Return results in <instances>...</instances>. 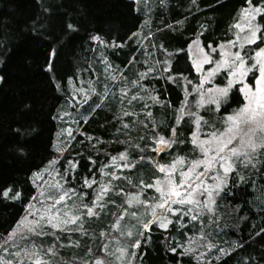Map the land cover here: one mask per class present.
I'll return each instance as SVG.
<instances>
[{
  "label": "trees",
  "instance_id": "1",
  "mask_svg": "<svg viewBox=\"0 0 264 264\" xmlns=\"http://www.w3.org/2000/svg\"><path fill=\"white\" fill-rule=\"evenodd\" d=\"M248 2L0 0V257L14 258L18 246L5 240L37 198L38 175L56 164L68 176L65 209L78 219L68 226L76 227L72 232L50 228L33 238L52 264H95L97 258L114 264H264V160L255 168L238 166L213 212L195 221L181 213L168 229L152 224L130 239L113 226L118 219L129 223L132 197L158 196L161 171L155 163L169 162L166 153L156 159L158 137L173 139L176 129L178 142L165 148L187 163L200 157L191 143L197 117L208 134L222 130L221 117L243 104L236 88L218 111L198 107L193 85L199 77L188 49L197 38L208 52L234 39L235 16ZM251 2L261 6L264 0ZM260 20L264 30V14ZM67 108L78 120L70 128L63 125ZM189 109L196 115L190 117ZM62 137L72 139L63 152ZM85 179L95 182L88 187ZM102 185L108 190L97 200ZM84 204L96 214L86 215ZM124 239L129 247L121 261L117 249L123 245L116 243ZM135 240L138 247L131 246ZM105 245L112 255L105 254ZM49 247L57 255L47 253Z\"/></svg>",
  "mask_w": 264,
  "mask_h": 264
},
{
  "label": "snow or ice",
  "instance_id": "2",
  "mask_svg": "<svg viewBox=\"0 0 264 264\" xmlns=\"http://www.w3.org/2000/svg\"><path fill=\"white\" fill-rule=\"evenodd\" d=\"M251 2V0H249ZM195 3V0H193ZM245 17H250L251 20L255 19L254 13H264V7H253L251 11L245 8L243 10ZM67 27L69 29L74 30V25L68 24ZM236 27H241L240 24H237ZM249 30L250 34L245 37L247 43L252 44L256 43L257 40L260 43H264V30H262L260 24H254L249 22ZM135 35V34H133ZM94 41H100L103 43L104 41L98 35H93L91 37ZM229 44H233V41H229ZM223 48V46H221ZM258 51H256L254 57H249L248 59H252L255 62L252 64H247L244 56L241 55V52L237 51L235 53H227L224 52L223 55L227 57L228 55H233V60H228L227 58L223 59L220 62H217L216 68L212 69L209 72V77L213 76L216 72H218L221 68L227 69V76L230 77L227 82L226 87H217L216 89H209L210 93H215L209 99V103L215 105V109H209V111H218L222 103H228L229 92L233 88L234 85H238L239 93L243 94V100L246 103H243L242 107L234 109L231 114H229L226 118L221 117L223 123V130L215 129L211 133L206 134L208 139L199 140V137L193 133V139L191 143L199 148L203 155V159L197 158L191 161V166L188 168V171H180V180L177 183L171 176V173L175 171L176 164L183 163L184 157L177 156L168 168V175L166 177V186H161V181L158 179L156 181V191L160 193L159 199L151 208V216L152 220H147L142 222L141 226L143 229L148 230L150 224L153 222L158 223L159 227L162 229H167L169 224L172 221L168 218L166 213H177L181 212L182 208H172V204H177L180 206L190 205L187 207L186 211H183L182 214L185 216H189L191 220L195 221L199 218L200 215L203 214L204 209H207L209 213L213 212L212 205L215 203L213 196L218 195L220 191L223 190V187L227 185L230 174L237 171L238 166H243L245 168L252 167L255 168L256 162L260 160H264V47H260L257 44ZM215 51V49H213ZM205 60L210 61L211 58L205 55ZM49 67H51L49 65ZM197 71H201V66L199 64L196 65ZM252 73V79L254 84L246 81V77ZM258 73V74H257ZM144 75L143 73L141 74ZM2 79V78H0ZM199 90V89H198ZM132 99H136V97H132ZM205 101L203 99V93H201V99L198 101L197 106H201ZM185 109L181 108L180 112L184 113ZM227 111V108L224 109ZM124 115H130L128 112H125ZM151 115V113H149ZM188 115L194 116L195 113H192L191 110H188ZM180 117H177L179 119ZM203 120V117H197L195 123L197 128H200V121ZM207 124V121H204ZM242 125L247 126V130L241 127ZM209 127H213V125H208ZM127 128V125H124ZM173 139H165V137L160 136L157 139V143L159 145H164L166 147H170L172 144L177 143L176 137V129H172ZM238 140V144H235ZM121 159H127V155L125 153H121ZM116 159L115 157L113 158ZM200 165L204 166L203 172H196L195 169ZM218 166V167H217ZM75 167V165H73ZM124 167H131V164H125ZM158 168L161 172L166 171V166L158 165ZM209 170L215 172L213 179L216 181L214 185L208 186L205 184V181L201 179L205 176ZM195 176V180H192L191 177ZM241 180L244 179L243 176L240 177ZM198 181V183H197ZM95 181H89L85 179V186L90 187L92 183ZM140 183L144 184L146 188H152L154 185L146 184L143 180ZM187 185V187H185ZM203 186V191L200 195H206V199L202 202L197 199L194 195L196 189L201 188ZM108 190L107 185H102L100 192L97 194V200L102 198V194ZM10 190H5L3 195L5 197L8 196ZM43 195V193H41ZM15 196L18 197L19 193H15ZM67 196V191L65 190L63 194L59 195L58 199H55V203L58 204L61 201L65 200ZM52 198V197H49ZM35 199V197L33 198ZM129 204L132 203L131 200L127 201ZM141 203H147V201H142ZM93 206H95V201L92 202ZM54 206V205H53ZM33 205H29V208H33ZM84 208L87 209L86 215L93 216L96 213L93 212V207H89L87 204L83 205ZM160 208L163 211L159 214L156 212V208ZM100 208H103V204L100 205ZM195 209V214H193ZM39 211V210H37ZM126 211V210H124ZM59 210L56 213H52L51 209L48 210L49 219L46 221L48 225L53 228H60L61 231L64 229L61 228V223H75L78 217L76 215H72L69 219H65L59 222H53L58 217ZM30 215H36V213L30 212ZM68 213H65L67 216ZM131 216L133 218L137 217L136 212H132ZM26 219V217L24 218ZM44 220V215H40L39 219L34 220L32 225L28 227V232L34 235H45L44 228L41 225V221ZM22 223V222H21ZM138 223L140 221L138 220ZM121 234H125V229L128 228L127 225L121 226L119 219L116 224L113 225ZM20 228V224L17 225L16 228H13L9 233L8 237L5 240V243L11 241L14 246H18L16 244L17 236L20 240H25L26 237L21 233L18 234L17 229ZM131 231L127 232V235L131 236ZM138 235L143 236V232H139ZM140 245L139 240H135L132 247H138ZM212 245H209L211 247ZM108 245L104 246L105 254L112 255V253L107 252ZM7 249H5L6 251ZM90 251V250H89ZM120 253L118 259L123 260V256L125 253V249L120 248L117 249ZM175 251V249H172ZM190 251V250H186ZM23 255H21V251H17L13 254L14 259H4L0 258V264H25V259H27L30 264H52L51 259H44L41 253L37 250V246L33 244L31 248L25 247L23 250ZM47 253H51L52 256L57 255L52 247L47 249ZM75 259V258H73ZM84 264H88L87 261ZM95 264H114V262L103 260L97 258L95 260ZM129 264L131 262L129 261Z\"/></svg>",
  "mask_w": 264,
  "mask_h": 264
},
{
  "label": "rangeland",
  "instance_id": "3",
  "mask_svg": "<svg viewBox=\"0 0 264 264\" xmlns=\"http://www.w3.org/2000/svg\"><path fill=\"white\" fill-rule=\"evenodd\" d=\"M138 11L140 12V7L138 6V4L136 5ZM253 7H264V3L263 5L259 6V5H255L252 4V2H248V5H246L245 7H241L237 14H236V20H234V25H233V36L234 39L230 40L234 42L233 44H229L228 42H222L219 47H217L215 49V51L208 52L206 50V48L204 47L202 41L200 38L195 39L189 49H188V53H189V58L190 61L194 67V70L196 72V74L199 77V82L196 83L195 85H193V87L195 88V93L198 94V101H200L201 99V93H203V99L205 101L204 104H202L201 106H199L200 108L206 106V105H212L211 103H209V99L212 95H214L215 93H210L208 90L209 89H216L217 87H226L227 86V82L228 79H230V77L227 76V69L225 68H221L218 72H216L213 76L209 77V72L216 68V64L217 62L222 61L223 59L227 58L228 60H233L234 56L233 55H228L227 57H225L223 55L224 52H227L229 54L231 53H235L237 51L241 52V55L245 57L247 64H252L255 61L252 59H248L249 57H254L256 51H258V48H254V45H256V43L259 42V40L256 41V43H252L249 44L246 42L245 37L248 36L250 34V30H249V22L254 23V24H260L261 28L263 27V24L260 20V16L264 13H254L253 15L255 16L254 20H251L250 17H245L244 16V12L243 10L245 8L249 9V11H251V9ZM237 24H240L241 27H236ZM221 46H223V48H221ZM264 47V46H263ZM207 54V56H209L211 58L210 61H206L205 60V55ZM217 55V56H216ZM199 64L201 66V71H197L196 65ZM258 74V73H257ZM246 81L249 83L254 84V81L252 79V73H249V75L246 77ZM238 85H234L233 88L230 90L229 95L231 94V92L233 90H235L236 88L238 89ZM199 89V90H198ZM242 98H243V94L240 93ZM243 103H246V101H244ZM215 108V105H212ZM243 106V104L241 105V107ZM222 107V104L220 106V108ZM66 113L68 116L66 118V120H64L65 124H63L66 128H70L72 126H76L78 123V120L73 117L71 118L72 112L69 110V108H67L64 112H62V114ZM202 125V124H200ZM244 131L247 130V126L246 125H242L241 126ZM65 128V129H66ZM195 134L197 137H199V140H205L208 139V136L206 134H204L203 132V126H200V128L198 129L197 126L195 127ZM223 130V129H222ZM206 132V131H205ZM68 137H62L59 139V143H58V149L60 151H65L68 147H70L71 145V141L72 139H69ZM235 144H238V140L236 142H234ZM156 148V147H155ZM168 148V147H167ZM199 150V148H198ZM166 153V159L169 161L168 163H163V162H158L155 163L156 165H164L166 166V171L165 172H161V176H158V179L161 181V186L164 187L166 186V177L168 175V168L167 166H170L173 162V160L175 159L176 154H172V153H167V151L163 152ZM162 153V154H163ZM161 154V155H162ZM199 155L201 159H203V155L201 153V151L199 150ZM74 160L71 159V163L68 164V169L73 172L72 167L73 165H75V163H73ZM191 166V161L187 162V163H182V165H180V163L178 162L176 164V168L175 171H173L171 173L172 178L179 183L180 180V171H188V168ZM76 167V166H75ZM73 167V169L75 168ZM218 167V166H217ZM160 171V170H159ZM195 171L198 172H203L204 171V166L200 165L198 168L195 169ZM67 173L66 172H61L59 165H53L49 170L47 169L46 172L41 173L40 175H38L37 180H35V185L37 188V198L35 200H33V202L31 203V205H33V208H29L28 209V213L22 218V220L18 223L20 224V228L17 229L18 234H23L26 239L25 240H20L17 236L16 239V243L18 245V249H15L16 253L17 251H21V255H23L22 250L27 247V248H31V246L33 245V243L37 242L36 239L33 238H37L39 236L34 235L30 232H28V227L29 226H34L32 225L31 222H33L34 220L39 219L40 215H44V220L41 221V225L43 226L44 230L46 229H50L51 231H56L57 229L60 228H53L50 225H48L46 223V221L49 219V215H48V210L51 209L52 213H56L57 210H59L58 213V217L57 219H55L53 222H59V221H63L65 219H69V215H71L68 210L65 209L66 206H68L67 204V200L65 199V202L62 201V203H65L64 206H60L58 205L57 207H55V204H52L50 202H55V193L57 192H64L63 190L66 189V181L67 177L66 176ZM215 175V172L212 170H209V172L203 176L201 179H203L205 181V184L208 186L214 185L216 183V181L213 179V176ZM157 179V180H158ZM192 180H195V176L193 175L191 177ZM198 183V181H197ZM185 187H187V185H185ZM225 187V186H224ZM223 187V188H224ZM203 191V186H201V188L196 189V192L194 193L195 197L197 199H199L200 201H204L206 199V195H200V193ZM41 193H43V195H41ZM61 195V194H60ZM52 197V198H49ZM160 197V193L158 192V196L154 197L151 195V200H143L141 197H132L130 200L132 201V203L130 204V208L129 211L127 212L126 216H127V220H128V224H125L128 226V228L125 229V234H122V236L126 239H130L131 237H133L134 235H138L139 232H143V228H139L138 226H136V224L140 225L142 224V222L147 221L152 219L151 216V208L152 206L156 203V201L159 199ZM214 201L216 202L217 199V195L213 196ZM142 201H147V203H141ZM54 205V206H53ZM215 203L212 205V207H214ZM172 208H182L181 212H177L175 214L173 213H166V215L168 216V218L173 221L174 217L181 215V213L183 211L187 210V207H190V205H185V206H180L177 204H172L171 205ZM83 207H81L80 210H82ZM39 210V211H37ZM78 210V211H80ZM163 210L160 208H156V212L159 214L160 212H162ZM195 211V209H194ZM207 209H204L203 212H206ZM33 212L36 213V215H30L29 213ZM132 212H136L137 213V217L133 218L131 216ZM65 213H68L67 216H65ZM147 213V215L145 216V214ZM125 215V214H124ZM183 215V214H182ZM26 217V219H24ZM138 220L140 221V223H138ZM22 222V223H21ZM71 223L68 224H63L61 223V228H63L64 230L61 231L62 233H67V232H72L76 227H74V225H72L71 227H68ZM172 224V223H171ZM168 226V228L170 227V225ZM121 226H124L123 224L120 223ZM17 227V226H16ZM15 227V228H16ZM154 227L156 229H162L159 227L158 223L154 222ZM167 228V229H168ZM165 230V229H163ZM131 231V236L127 235V232ZM121 233V231H120ZM50 234H52V232H50ZM139 236V235H138ZM123 243H122V242ZM127 240H120V243H116L118 244L117 247H119V245H123V249H125V253L124 256L126 255V248L129 247V244L126 242ZM26 242L28 243V245H26ZM13 244V243H11ZM22 249H21V248ZM38 250V249H37ZM40 253L41 251L38 250ZM42 255V254H41ZM123 256V257H124ZM42 257L44 258V256L42 255ZM0 258H4V259H10L6 256H2ZM14 259V258H12ZM46 259V258H44ZM48 259V258H47ZM25 264H30V262L25 259Z\"/></svg>",
  "mask_w": 264,
  "mask_h": 264
},
{
  "label": "water",
  "instance_id": "4",
  "mask_svg": "<svg viewBox=\"0 0 264 264\" xmlns=\"http://www.w3.org/2000/svg\"><path fill=\"white\" fill-rule=\"evenodd\" d=\"M165 151H166V148H165L164 145H159V144H157V146H156V148H155L156 159H159L160 156H161V154H162L163 152H165ZM158 165H159V164H157V168H158ZM158 169H159V168H158ZM151 220H152V219H151ZM152 224H154V222H153ZM152 224H150L149 229H148V230H145V231H149V230H150V227H151Z\"/></svg>",
  "mask_w": 264,
  "mask_h": 264
},
{
  "label": "bare ground",
  "instance_id": "5",
  "mask_svg": "<svg viewBox=\"0 0 264 264\" xmlns=\"http://www.w3.org/2000/svg\"><path fill=\"white\" fill-rule=\"evenodd\" d=\"M234 20H236V16H235V19Z\"/></svg>",
  "mask_w": 264,
  "mask_h": 264
}]
</instances>
